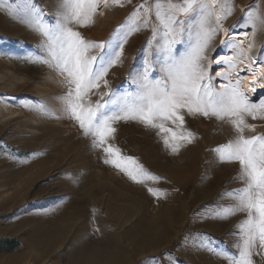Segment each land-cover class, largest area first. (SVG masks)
<instances>
[{"label": "rangeland", "instance_id": "374dc122", "mask_svg": "<svg viewBox=\"0 0 264 264\" xmlns=\"http://www.w3.org/2000/svg\"><path fill=\"white\" fill-rule=\"evenodd\" d=\"M142 2L101 8L94 23L73 27L87 40H107ZM231 2L235 10L223 21L231 26L240 16L243 20L240 5L245 10L257 5L264 12V0ZM39 3L54 23L58 0ZM151 35L146 29L129 37L123 62L114 65L106 77L111 87L134 90L125 81L130 69L142 67ZM255 36V55L264 59V27L258 26ZM43 40L23 20L0 10V264H94L93 260L98 264H169L170 257L174 264H227L194 242L210 241L212 248L238 254V225L247 213L227 218L212 215L218 206L234 204L226 190L244 183L238 176L239 163L221 161L214 151L234 139L233 126L214 117L185 114L184 126L196 138L173 153L156 129L133 120L116 122L115 136L108 142L119 147L121 155L134 157L163 178L134 182L104 163L103 151L92 147V137L85 136L64 111L60 99L67 92L64 77L48 65L26 61L29 54L46 55L37 48ZM218 42L219 34L212 42L213 59L218 58ZM221 70L213 64L210 71L214 75ZM221 83L218 79L217 87ZM93 92L90 98L95 104L99 93ZM249 95L256 102L264 93ZM39 104L54 116L39 111ZM246 120L255 128L245 129V136L264 134V119ZM148 187L165 194L155 197ZM253 259L262 264L260 257Z\"/></svg>", "mask_w": 264, "mask_h": 264}, {"label": "snow or ice", "instance_id": "6c2138e0", "mask_svg": "<svg viewBox=\"0 0 264 264\" xmlns=\"http://www.w3.org/2000/svg\"><path fill=\"white\" fill-rule=\"evenodd\" d=\"M126 3L131 4V0H58L54 23L49 22V14L39 0H0V10L23 20L44 37L37 48L46 55L29 54L26 61L48 65L64 77L67 92L60 97L64 111L85 136L92 137V147L103 151L104 163L114 165L134 182L163 178L146 170L134 157L121 155L120 148L108 142L115 136L116 122L133 120L156 129L173 153L196 138L184 126L185 114L229 122L235 129L234 139L214 151L221 161L239 163L238 176L244 183L226 190L235 203L218 206L212 215L227 218L238 212L247 213L238 225V254L212 248L210 241L194 243L223 257L227 264H257L254 256L264 264V134L244 135L245 129L255 128L246 117L264 119V96L254 102L249 95H255L257 88L264 89V59L248 56L250 62L238 68L253 44L248 45L246 52L232 35L251 27L254 37L258 26L264 27V12L257 5L249 6L242 10V22L225 29L223 21L235 10L231 0H143L107 40H87L73 27L94 23L101 8L123 7ZM146 29L152 35L146 41L142 67L130 69L125 81L134 85V90L111 87L106 78L109 70L123 62L129 37ZM221 31L226 38L219 47L232 55L213 59L211 53L216 48L212 42ZM243 35L247 37V31ZM213 64L224 70L211 74ZM245 72L258 75L251 81L254 86L247 89L242 87L241 73ZM218 79L224 81L219 87ZM102 87L106 91H100ZM93 90L99 93L95 104L90 98L95 94ZM37 109L54 116L43 104ZM148 192L155 197L165 194L152 187H148ZM169 264H174V258L170 257Z\"/></svg>", "mask_w": 264, "mask_h": 264}, {"label": "bare ground", "instance_id": "6f19581e", "mask_svg": "<svg viewBox=\"0 0 264 264\" xmlns=\"http://www.w3.org/2000/svg\"><path fill=\"white\" fill-rule=\"evenodd\" d=\"M241 8V10H245V7L243 5H240L239 6ZM241 16L235 21L236 24L234 25H237L240 21H241ZM223 27L225 29H228L231 27V25H228V24H225L223 23ZM244 31H247V37H245L243 35V32ZM233 37L237 40V42L240 43L241 47L247 52V49H248V45L251 43L253 44V48L251 49V52H248L247 56L244 58V63H241L238 65V68H242L244 67V64L245 63H249L250 61L248 60V56H251L253 58H256L257 56L255 55V48L257 46V40H256V36L253 37V30L251 28H247L246 30H241V31H237V32H234L232 33ZM226 38V35L223 31H221L219 33V41L220 39L223 40ZM220 43V42H218ZM232 55V52L231 51H228V52H225L224 49L222 48H218V57L220 55ZM260 59V58H259ZM261 66H264V65H261ZM241 76L243 77V82H244V86L243 88L245 87V89L247 88H250V87H253L254 85L251 84V81L256 78L258 79V75L257 73L255 72H252V73H241ZM264 93V89H260V88H257V92L255 95H258V94H262ZM251 94V93H250ZM250 125H253L252 123H249ZM255 124V123H254ZM107 258V256H106ZM115 259V258H114ZM114 262V261H113ZM91 263H94V264H98L95 260H93ZM100 264V263H99Z\"/></svg>", "mask_w": 264, "mask_h": 264}, {"label": "trees", "instance_id": "16d2710c", "mask_svg": "<svg viewBox=\"0 0 264 264\" xmlns=\"http://www.w3.org/2000/svg\"><path fill=\"white\" fill-rule=\"evenodd\" d=\"M15 244V243H14Z\"/></svg>", "mask_w": 264, "mask_h": 264}]
</instances>
